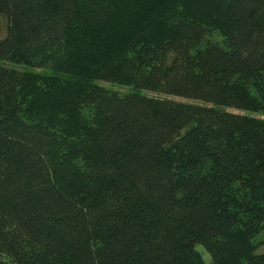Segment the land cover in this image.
I'll list each match as a JSON object with an SVG mask.
<instances>
[{
	"label": "trees",
	"instance_id": "1",
	"mask_svg": "<svg viewBox=\"0 0 264 264\" xmlns=\"http://www.w3.org/2000/svg\"><path fill=\"white\" fill-rule=\"evenodd\" d=\"M0 18V264H264V0Z\"/></svg>",
	"mask_w": 264,
	"mask_h": 264
},
{
	"label": "rangeland",
	"instance_id": "2",
	"mask_svg": "<svg viewBox=\"0 0 264 264\" xmlns=\"http://www.w3.org/2000/svg\"><path fill=\"white\" fill-rule=\"evenodd\" d=\"M6 33H7V20L5 18H0V38L5 37ZM37 71L42 72V70H37ZM100 84L104 87L112 88L122 93H125L128 91L127 87L117 86V85H113L111 83H106V82H101ZM170 99L181 101V102H186V103H197L191 100H187V99L179 98V97H173V96H171ZM197 250L203 255L204 261L207 264H211L212 259H211L210 254L200 245L197 246Z\"/></svg>",
	"mask_w": 264,
	"mask_h": 264
}]
</instances>
